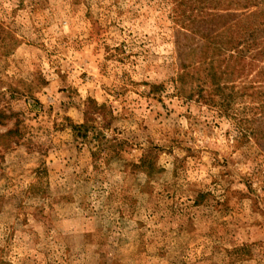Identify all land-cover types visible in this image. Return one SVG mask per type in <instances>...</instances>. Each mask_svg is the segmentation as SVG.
<instances>
[{"label":"rangeland","instance_id":"374dc122","mask_svg":"<svg viewBox=\"0 0 264 264\" xmlns=\"http://www.w3.org/2000/svg\"><path fill=\"white\" fill-rule=\"evenodd\" d=\"M0 113V264H264V0H0Z\"/></svg>","mask_w":264,"mask_h":264},{"label":"trees","instance_id":"16d2710c","mask_svg":"<svg viewBox=\"0 0 264 264\" xmlns=\"http://www.w3.org/2000/svg\"><path fill=\"white\" fill-rule=\"evenodd\" d=\"M244 12L241 13V15L239 17H243V18H249V16L253 15L254 13L250 12L248 10V8H244L243 9ZM249 11V12H248ZM230 16L229 12H226L224 15H222V18H226ZM234 17V15H233ZM222 46V47H221ZM220 47L222 49H224L225 51H231V52H234V53H237L238 55H241L242 54V50L240 48H242V45H241V42L239 41H233V40H228L227 42L224 43V47H223V44H220ZM228 48V49H226ZM6 116L2 115L0 113V118L3 119L5 118ZM8 118V117H7ZM80 128V127H79ZM15 133V132H14ZM13 131H8L6 132L4 135H0V138H2L3 136H11L14 134ZM6 149V148H5Z\"/></svg>","mask_w":264,"mask_h":264}]
</instances>
